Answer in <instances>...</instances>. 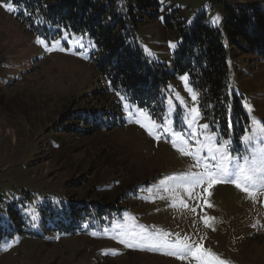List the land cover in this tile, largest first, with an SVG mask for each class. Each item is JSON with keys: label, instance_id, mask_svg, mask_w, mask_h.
Wrapping results in <instances>:
<instances>
[{"label": "rangeland", "instance_id": "rangeland-1", "mask_svg": "<svg viewBox=\"0 0 264 264\" xmlns=\"http://www.w3.org/2000/svg\"><path fill=\"white\" fill-rule=\"evenodd\" d=\"M159 1L160 17L140 23L138 42L149 57L173 72V52L180 38L165 29L164 12L181 8L187 24L206 12L208 22L221 27L223 10L219 0ZM14 8L9 12L0 6V264H199L191 256L180 259L168 255V249L144 246L140 235L157 230L169 233L171 241L177 235L188 236L190 243L203 244L230 264H264V190L252 199L231 183L211 188L204 183L189 195L176 181L168 182L169 191L160 183L170 176L204 170L202 165L196 167L192 156L178 151L184 144L177 141L173 146L175 133L187 140L191 151L202 149V157L208 155L209 136L213 147L230 141V167L244 164L245 157L251 160L264 149V135L253 125V120L264 122V59L253 53H228L229 89L239 96L250 119L242 137H253L247 144L241 138L237 145L233 135H223L205 119L200 93L188 74L169 81L163 116L154 117L110 90L92 65L96 50L92 40L68 33L37 36L17 18ZM216 17L219 21L214 23ZM56 41L60 43L53 47ZM224 43L228 46L226 37ZM193 107L200 112L194 124ZM95 109L99 116L89 123L64 121L67 115ZM120 119L123 125L106 129ZM153 122L154 135H150L147 127ZM204 124L207 130L200 128ZM68 125L95 131H66ZM70 206L79 217V227L73 228L77 232L60 233L53 223L44 222L43 208L61 214ZM14 209L20 212L17 220ZM202 217L214 218L211 227ZM5 232L14 235L7 238Z\"/></svg>", "mask_w": 264, "mask_h": 264}, {"label": "trees", "instance_id": "trees-1", "mask_svg": "<svg viewBox=\"0 0 264 264\" xmlns=\"http://www.w3.org/2000/svg\"><path fill=\"white\" fill-rule=\"evenodd\" d=\"M0 1L11 2L18 10L17 18L37 36L56 37L68 33L92 40L96 47L92 65L108 82L110 90L149 110L154 117L163 116L169 81L177 75L188 74L190 83L200 93V109L205 119L217 125L223 135H233L237 145L241 144L250 119L239 96L229 89L228 53H253L264 59V1L241 4L219 0L223 10L221 27L208 22L206 12H200L187 24L181 8L166 10L162 24L180 38L173 52V72L165 63L149 57L138 42L140 23L146 18L160 17L159 0H135V3L119 0ZM225 37L228 46L224 43ZM121 103L117 105L119 112ZM96 111L67 115L64 121L77 119L79 123L82 120L89 123L90 118H98ZM123 124V119L114 120L106 129ZM67 128L66 131L81 134L95 131L71 125ZM19 213L17 209L12 210L14 220L20 218ZM41 213L44 222L53 223L57 232H77L73 228L79 227V217L72 206L61 214L46 207ZM17 232L21 234L20 229ZM13 235L11 232L6 236Z\"/></svg>", "mask_w": 264, "mask_h": 264}, {"label": "snow or ice", "instance_id": "snow-or-ice-1", "mask_svg": "<svg viewBox=\"0 0 264 264\" xmlns=\"http://www.w3.org/2000/svg\"><path fill=\"white\" fill-rule=\"evenodd\" d=\"M0 6H3L5 10L9 12L15 11L11 2H5ZM218 21L219 17H216L213 22L215 23ZM37 43L47 47L45 41L40 38H37ZM59 43V41H56L53 47ZM170 47H175V45H170ZM182 79L185 83H187V76L182 77ZM192 95L195 100L196 94L193 93ZM121 99H123V97H121ZM245 106L248 108L249 112L252 111L251 105L246 104ZM125 108L127 109V105H125ZM190 111L192 113L191 123L194 124L196 119L200 116V112L196 107H193ZM129 115H131V113H129ZM141 115H144V113H141ZM253 125L255 126V131L257 133L264 135V122L253 120ZM141 126L147 127L143 124ZM153 127H155L154 122L152 127H147L150 135H154L152 130ZM208 127L209 126L207 124L200 126L203 130H207ZM193 138H195V136H193ZM242 139L247 144L251 142L253 137L245 135ZM212 140L213 137L209 136L207 146L208 155L206 157H202L200 155L202 149H197L195 152L191 151L190 146L187 144V140L180 133H175L172 141L173 146H177V141L184 144V147L178 148V151H180L182 155L192 156V158L197 161L196 167H200L202 165L204 170L202 172H189L181 176L167 177L160 182L161 186H164L165 191H169L170 189L167 187L168 182L176 181L178 187L184 188L185 191L189 192V195H191V189L204 183H207L208 187L211 188L216 183L227 182L245 192L249 198L255 199V194L264 190V149H262L258 155H253L251 160L245 157L244 164L236 163L230 167V158L228 156L227 149V145L230 144V141H222L219 147H213ZM197 143H199L198 140ZM221 149H223V151H221ZM205 191H207V189H205ZM208 194L211 195L210 192ZM181 203L184 202L181 201ZM205 204L208 207H212L207 200L205 201ZM184 206L187 207V204H184ZM193 211H195V209H193ZM202 219L204 220L206 226L211 227L209 221L214 218L202 217ZM143 231L147 232L146 229ZM168 236L169 233L157 230L156 232L148 235H140V241H143L144 246L149 247L152 250L168 249V255H174L180 259H185L188 256H191L197 260L199 264H230V261L222 259L210 249L204 248L203 244L190 243V238L188 236L181 239L179 235H177L175 241L169 240ZM120 242L127 243L128 247L134 246V242H127L123 239H121ZM135 246L140 245L139 243H136Z\"/></svg>", "mask_w": 264, "mask_h": 264}]
</instances>
